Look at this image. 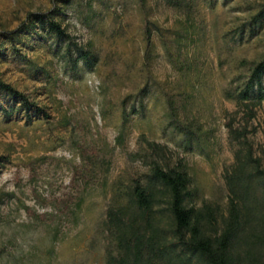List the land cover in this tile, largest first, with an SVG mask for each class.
<instances>
[{
	"label": "rangeland",
	"instance_id": "rangeland-1",
	"mask_svg": "<svg viewBox=\"0 0 264 264\" xmlns=\"http://www.w3.org/2000/svg\"><path fill=\"white\" fill-rule=\"evenodd\" d=\"M177 2L0 0V81L42 110L0 91V264H104L106 210L148 170L146 141L182 159L189 205L225 210L230 130L264 152V102L249 118L227 98L264 58V0ZM57 10L65 42L10 39Z\"/></svg>",
	"mask_w": 264,
	"mask_h": 264
},
{
	"label": "trees",
	"instance_id": "trees-1",
	"mask_svg": "<svg viewBox=\"0 0 264 264\" xmlns=\"http://www.w3.org/2000/svg\"><path fill=\"white\" fill-rule=\"evenodd\" d=\"M164 1L178 5L177 0ZM59 15V10L31 13L24 30L10 39L38 27L65 42L69 36L55 19ZM76 51L77 58L91 63L89 53ZM0 91L18 102L20 110L42 112L1 81ZM227 98L254 117V110L264 102V58ZM229 133L238 147L223 176L228 193L223 212L208 204L189 205L193 193L182 159L171 165L166 146L145 142L148 170L119 189L106 210L104 228L114 251L107 252L104 264H264V152L256 154L245 128Z\"/></svg>",
	"mask_w": 264,
	"mask_h": 264
}]
</instances>
